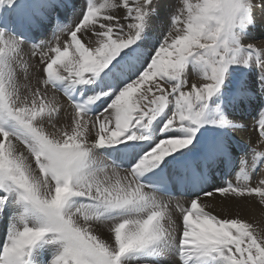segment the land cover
<instances>
[{"label": "snow or ice", "instance_id": "1", "mask_svg": "<svg viewBox=\"0 0 264 264\" xmlns=\"http://www.w3.org/2000/svg\"><path fill=\"white\" fill-rule=\"evenodd\" d=\"M257 5L264 7V0H179L167 30L150 41L154 0H84L78 19L61 24L57 18L51 39L33 43L5 27L3 11L22 12L24 0H0V216L18 206L7 217L0 264H34L33 250L44 243L59 248L41 264H151L144 257L163 249L176 254V264H264V230L203 202L222 197L264 205V179L252 182L247 161L235 182L193 199L181 202L157 188L199 179L230 158L224 136L181 165L178 175L155 172L167 157L192 151L205 125L239 129L224 116L206 119L231 66L254 65L264 94V41L257 46L239 36ZM57 6H69L68 0H51L49 7ZM22 22L38 24L33 17ZM29 43L35 64L23 60ZM189 62L202 69L191 83ZM105 97L111 98L107 107L93 114L90 106ZM161 118L163 138L130 167L99 157L100 149L135 150ZM255 129V139L264 141V119ZM97 224L108 227L106 239Z\"/></svg>", "mask_w": 264, "mask_h": 264}, {"label": "bare ground", "instance_id": "2", "mask_svg": "<svg viewBox=\"0 0 264 264\" xmlns=\"http://www.w3.org/2000/svg\"><path fill=\"white\" fill-rule=\"evenodd\" d=\"M63 2L64 0H61V3ZM83 2L84 0H68L69 6L52 8L49 7L51 0H24L22 12L8 11L7 9L3 11V15L7 20L5 27L10 26L9 31L14 32L17 25H20V35L24 17H33L38 24L36 26L28 24L30 35L36 39V42L48 40L52 37V30L57 24V18L60 19L61 24H67L72 20L78 19ZM154 2L157 5V10L149 16L148 38L150 41L167 30L174 5L179 0H154ZM44 17L47 19L40 22ZM242 39L244 42L255 40L257 46H259L261 41H264V7L257 5L251 11ZM31 52L32 44L29 43L25 45L23 60L30 64H35L36 61L32 58ZM186 73L190 75L188 79H190L191 83L198 79L197 76L202 74V69L199 65L189 62ZM18 82L21 85L25 83L23 70L18 71ZM244 82H247L248 85L246 89L241 88V84ZM228 86V89H222L221 93L212 98L211 104L207 109L206 119L211 121L224 116L228 121L236 124L239 129L232 130L231 126L213 127L207 124L201 129L203 135L199 138L200 143L194 145L192 151L189 149L183 150L187 155H183L178 151L175 154V158L173 156L167 157L160 167L155 170L156 174H168L170 177H174L180 173L181 165H184L188 160L203 155L207 146L215 142L220 136L225 137L229 144L228 152L230 158H220L215 164L204 170L199 179L186 181L187 186L190 188L183 194L177 188L173 195L177 196V199L181 202L203 195L204 192L212 191L214 187L223 186L228 181L235 182L241 170L242 160L247 161V168L250 170L253 183L258 182L259 179H264V176L260 175L261 172H264V167H260V163L264 162V157L256 159L255 155L257 152L264 151V147L261 146L264 141L255 139L258 136V132L255 129L256 121L264 119V112H260V109L264 108V94H260L259 90V72L254 65H250L241 78L235 76L234 82ZM21 91H23V88ZM245 91H250L251 97L241 95V92ZM74 93L78 92H73L72 94ZM88 94L90 93L85 95ZM110 99V97H105L97 101L95 103L97 105L96 113L107 107ZM62 118L67 119L63 113ZM162 119L153 123L150 129V138L140 142L135 150L117 152L113 148L100 149L99 157L101 159L107 158L105 162H115L124 168L130 167L139 154L147 151L148 147L163 138L161 133ZM241 126L242 128H240ZM45 127H47L46 124ZM119 147L122 148L123 145H119ZM113 156L115 157L114 160H112ZM203 202L218 214L223 216L238 214L253 223L258 230H264V205L259 204L258 199L236 201L224 200L221 197L216 200L205 199ZM17 211V205H11L5 209L7 217H13ZM7 217L0 216V248H2L11 226ZM94 227L97 228L98 234L103 233L104 238H107L108 227L106 225L97 224ZM58 248L59 244L57 243H44L38 246L33 250L34 264H41V261L50 260ZM144 258L151 261V264H176L177 261L176 254L169 249L152 251ZM132 264H138V262L132 261ZM202 264H211V262L206 261L202 262Z\"/></svg>", "mask_w": 264, "mask_h": 264}, {"label": "rangeland", "instance_id": "3", "mask_svg": "<svg viewBox=\"0 0 264 264\" xmlns=\"http://www.w3.org/2000/svg\"><path fill=\"white\" fill-rule=\"evenodd\" d=\"M175 5H174V7H175ZM156 10H157V8H156ZM248 21H249V17H247L245 19L243 27H241L239 29V36H240V39H241V42L242 43L244 42L242 38H243V33H244L245 29H246V26H247ZM247 69H248V67L247 68H244V67H242L240 65H233V66H231L230 69H229V75L226 78L225 85H224V87L222 89L223 90L228 89V87H229L228 85L229 84H232L234 82L235 76H238V78H241ZM185 75H186L187 78L190 77V75H187L186 71H185ZM189 81H190V79H189ZM210 104H211V101L209 103V106H210ZM206 114H207V112H206Z\"/></svg>", "mask_w": 264, "mask_h": 264}]
</instances>
